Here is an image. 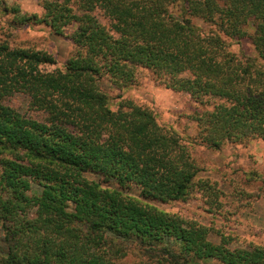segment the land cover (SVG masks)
<instances>
[{
	"label": "trees",
	"instance_id": "1",
	"mask_svg": "<svg viewBox=\"0 0 264 264\" xmlns=\"http://www.w3.org/2000/svg\"><path fill=\"white\" fill-rule=\"evenodd\" d=\"M39 1L42 15L1 1L0 21L12 14L5 24L15 30L71 29L76 51L64 68L47 70L51 52L13 45L0 27V264H121L126 252L111 240L154 264H264V246L214 240L207 226L152 204L184 200L196 186L214 199L220 190L197 179L188 144L153 107L119 95L114 104L101 84L122 90L148 69L166 88L213 106L192 114L195 142L221 149L264 139V0H184L181 16L170 10L180 0ZM194 17L249 38L257 57L232 52ZM16 94L44 118L6 102Z\"/></svg>",
	"mask_w": 264,
	"mask_h": 264
},
{
	"label": "rangeland",
	"instance_id": "2",
	"mask_svg": "<svg viewBox=\"0 0 264 264\" xmlns=\"http://www.w3.org/2000/svg\"><path fill=\"white\" fill-rule=\"evenodd\" d=\"M9 5L18 4L23 12L43 14V7L39 0H0ZM184 0L170 6V10L181 16ZM9 16V17H8ZM3 15L0 27H4L6 35H11L13 45L30 46L51 52L56 58V64L44 65L47 70L64 68L68 58L76 51V45L69 37V31L60 35L53 33L47 25L27 26L22 29L8 28L5 24L11 15ZM102 22L107 19L100 15ZM193 22L205 34H220L228 48L240 56L257 57L249 38L234 39L220 32L216 25L207 23L200 18H193ZM255 27L252 23L247 26L249 33ZM137 84L122 90H112L107 82H102L104 89L113 96V102H118L117 96L132 98L153 107L161 124L177 131L188 144L192 155L199 167L197 179H207L215 183L220 190L218 199L195 187L184 200L163 202L152 201L158 208L176 213L182 218L196 221L207 226L211 231V238L218 240L221 235L232 238L234 246L257 244L264 246V139L253 138L248 141L227 143L221 149H212L195 142L198 131L196 121L191 117L198 109H212V105H199L185 91L166 88L152 72L142 69L138 72ZM6 102L19 109L28 116L42 120L45 114L32 109L24 94H16ZM92 179L103 181L95 175H88ZM104 185L116 186L115 183L104 182ZM129 194L139 196V189H127ZM215 200V201H214ZM112 250H122L125 255L118 258L121 264H154L140 254L131 244L119 240H111Z\"/></svg>",
	"mask_w": 264,
	"mask_h": 264
}]
</instances>
